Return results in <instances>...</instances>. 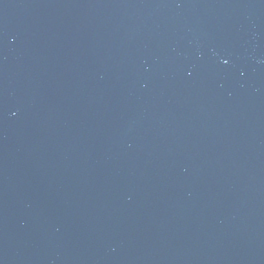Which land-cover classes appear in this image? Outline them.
<instances>
[{"label": "water", "instance_id": "obj_1", "mask_svg": "<svg viewBox=\"0 0 264 264\" xmlns=\"http://www.w3.org/2000/svg\"><path fill=\"white\" fill-rule=\"evenodd\" d=\"M0 264H264V0H0Z\"/></svg>", "mask_w": 264, "mask_h": 264}]
</instances>
